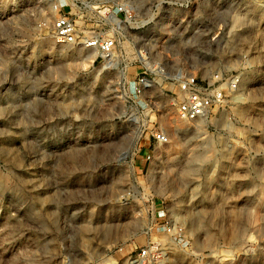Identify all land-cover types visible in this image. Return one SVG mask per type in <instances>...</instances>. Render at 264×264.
<instances>
[{"label":"rangeland","instance_id":"obj_1","mask_svg":"<svg viewBox=\"0 0 264 264\" xmlns=\"http://www.w3.org/2000/svg\"><path fill=\"white\" fill-rule=\"evenodd\" d=\"M85 1L78 26L115 37L111 59L55 43L52 0H0V264H130L149 241L163 264H264V0ZM118 4L135 19L102 26ZM179 73L241 84L187 123Z\"/></svg>","mask_w":264,"mask_h":264},{"label":"built area","instance_id":"obj_2","mask_svg":"<svg viewBox=\"0 0 264 264\" xmlns=\"http://www.w3.org/2000/svg\"><path fill=\"white\" fill-rule=\"evenodd\" d=\"M52 7L56 13L51 38L59 45L79 46L86 50L97 52L102 58L111 59L117 47V39L100 35H91L82 31L76 21L75 8L78 3L90 6L85 0H52ZM103 7V5L101 6ZM99 12V21L102 26H119L121 18L126 20L135 19L133 11L122 5H109L103 7ZM141 74L135 82V95L141 97L153 85L156 76L148 71ZM149 72V73H148ZM163 72V70H162ZM173 80L177 85L175 97L176 116L179 120L187 123L197 122L206 118L214 108H219L230 93L239 90L241 78L239 76L225 77L215 76L213 81L199 80L194 75L177 74ZM152 152L157 146H165L170 143V135L162 129H154L151 132ZM148 152L146 162L152 163L154 155ZM161 214V213H160ZM165 216V215H164ZM163 217V216H160ZM166 217V216H165ZM149 230V229H148ZM156 230L171 238V240L182 248H188L184 229L172 225L168 218L164 223H159ZM168 258V251L161 242L149 241L143 247L138 248L128 256L130 264H163Z\"/></svg>","mask_w":264,"mask_h":264},{"label":"bare ground","instance_id":"obj_3","mask_svg":"<svg viewBox=\"0 0 264 264\" xmlns=\"http://www.w3.org/2000/svg\"><path fill=\"white\" fill-rule=\"evenodd\" d=\"M143 53V52H142Z\"/></svg>","mask_w":264,"mask_h":264}]
</instances>
